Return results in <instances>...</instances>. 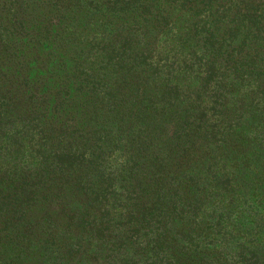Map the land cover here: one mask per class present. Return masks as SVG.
Instances as JSON below:
<instances>
[{
    "label": "trees",
    "instance_id": "1",
    "mask_svg": "<svg viewBox=\"0 0 264 264\" xmlns=\"http://www.w3.org/2000/svg\"><path fill=\"white\" fill-rule=\"evenodd\" d=\"M36 20L86 46L53 101ZM0 264H264V0H0Z\"/></svg>",
    "mask_w": 264,
    "mask_h": 264
},
{
    "label": "rangeland",
    "instance_id": "2",
    "mask_svg": "<svg viewBox=\"0 0 264 264\" xmlns=\"http://www.w3.org/2000/svg\"><path fill=\"white\" fill-rule=\"evenodd\" d=\"M75 18L82 21L79 28L83 30L85 24L88 23L84 11L78 12ZM71 20L69 18V21ZM39 22L40 20H36L35 23H32L25 36H18L15 33L13 39L15 44L12 46L11 53H14V56H11V61L8 64L9 69H6L7 83L12 86V91L16 90L17 94L25 92L27 96L34 93L37 96H42L47 90V94L52 96L51 100L53 101L58 87L67 82L70 84L71 76H67V74H72L75 65L74 57L79 58L81 50L86 46H56L55 35L60 32L63 26L59 22L52 26L51 36L48 40H37L33 29ZM25 79L29 83L27 87L22 85ZM69 112H71V108L59 116L55 115L53 122L66 120ZM77 116L79 120L80 115Z\"/></svg>",
    "mask_w": 264,
    "mask_h": 264
}]
</instances>
